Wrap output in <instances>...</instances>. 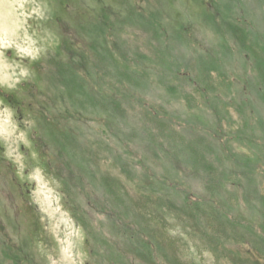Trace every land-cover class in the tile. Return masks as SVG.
I'll list each match as a JSON object with an SVG mask.
<instances>
[{
    "label": "rangeland",
    "instance_id": "1",
    "mask_svg": "<svg viewBox=\"0 0 264 264\" xmlns=\"http://www.w3.org/2000/svg\"><path fill=\"white\" fill-rule=\"evenodd\" d=\"M0 264H264V0H0Z\"/></svg>",
    "mask_w": 264,
    "mask_h": 264
},
{
    "label": "trees",
    "instance_id": "2",
    "mask_svg": "<svg viewBox=\"0 0 264 264\" xmlns=\"http://www.w3.org/2000/svg\"><path fill=\"white\" fill-rule=\"evenodd\" d=\"M192 160H191V159ZM185 159H188V161H191L193 164H194V162H195V160L193 161V159H195L194 157H192V156H187V158H185Z\"/></svg>",
    "mask_w": 264,
    "mask_h": 264
}]
</instances>
